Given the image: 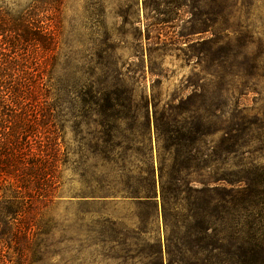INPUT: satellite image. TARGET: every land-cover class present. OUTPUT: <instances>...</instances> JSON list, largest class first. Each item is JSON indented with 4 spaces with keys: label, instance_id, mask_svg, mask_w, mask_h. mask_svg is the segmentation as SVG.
I'll return each instance as SVG.
<instances>
[{
    "label": "trees",
    "instance_id": "1",
    "mask_svg": "<svg viewBox=\"0 0 264 264\" xmlns=\"http://www.w3.org/2000/svg\"><path fill=\"white\" fill-rule=\"evenodd\" d=\"M206 7L211 25L199 33L210 36L192 43L190 58L205 65L214 91L203 83L205 78L200 85L194 82L185 99L171 104L188 116H172L169 104L168 113L154 112L152 125L147 110L139 118L135 108L132 129L149 155L142 154L145 161L135 172L111 167L104 177L91 178L85 171L84 197L92 202L119 197L137 209L136 226L129 231L98 210L86 212L97 215L87 225L93 244L119 249L111 256L115 260L264 264V0H210ZM20 18L0 9V227L5 241L11 228L18 234L33 232L37 247L45 246L52 228L45 214L36 219V213L59 197L62 172L56 114L45 101L51 92L33 83L26 87L30 79L20 72L28 67L23 70L20 59L2 54L24 45L50 49V38L30 32L29 18ZM217 24L221 29L213 30ZM111 73V80L122 77L116 70ZM71 93L80 102L102 103L91 112L115 124L105 134L113 143L119 134L116 125L129 117L120 109L130 111L124 104L132 93L115 81L103 89L82 84ZM36 96L45 102L33 110L27 101ZM250 96L259 108L250 106ZM152 127L156 166L151 159ZM107 151L113 155L114 145ZM161 229L164 249L157 235ZM152 234L147 239L152 250L144 255L128 250ZM0 264H6L1 253Z\"/></svg>",
    "mask_w": 264,
    "mask_h": 264
},
{
    "label": "rangeland",
    "instance_id": "2",
    "mask_svg": "<svg viewBox=\"0 0 264 264\" xmlns=\"http://www.w3.org/2000/svg\"><path fill=\"white\" fill-rule=\"evenodd\" d=\"M209 3L210 0H0V9L13 17L29 18L33 26L26 24L28 30L52 41L48 50L24 45L26 48L15 53L8 48L2 54L9 59L13 56L20 59L23 70L28 67L20 72L30 79V83L25 82L26 87L33 83L51 92L45 101L56 114L60 148L57 164L62 172L59 197L39 206L36 213V219L43 214L50 219L52 234L45 246L35 247L33 232L18 234L16 228H11L5 241L4 228L0 227V253L6 264L146 263L137 258L126 262L115 260L111 256L118 254L119 249L109 246L102 250L93 244L87 225L97 215L86 212L98 210L101 216L129 231L136 226L137 209L119 197L92 202V198L84 197L83 178L85 171L91 178L104 177L111 167L135 172L145 161L142 154L149 158L139 144L141 138L132 129L135 108L139 110V118L146 109L152 125L154 112L168 113L170 106L174 107L172 116H188L177 112L175 105L192 91L194 82L200 85V79L205 78L203 83L214 91V84L205 75V65H196L195 59L190 58L192 43L210 36L208 32L199 33L211 25L206 7ZM220 29L221 25L217 24L213 30ZM180 34L185 37L180 38ZM112 70L122 77L111 80ZM112 81L132 93V100L124 104L130 111L120 109L129 117L116 125L118 138L110 143L105 134L115 124L91 112L99 110L102 103L96 106L80 102L71 92L82 84L103 89ZM251 97L250 106L259 108L260 103L254 104ZM28 101L33 110L40 107L41 101L45 102L40 96ZM112 145L113 155L107 151ZM151 146V159L156 166L153 127ZM91 148L92 152L98 149L99 154H92ZM154 235L140 237L144 241L133 242L136 246L128 250L135 254L141 251L144 255L152 250L153 242L147 239ZM157 235L164 249L162 229Z\"/></svg>",
    "mask_w": 264,
    "mask_h": 264
}]
</instances>
